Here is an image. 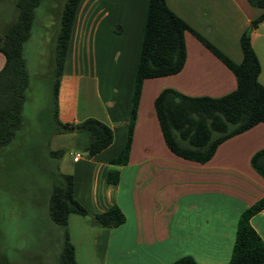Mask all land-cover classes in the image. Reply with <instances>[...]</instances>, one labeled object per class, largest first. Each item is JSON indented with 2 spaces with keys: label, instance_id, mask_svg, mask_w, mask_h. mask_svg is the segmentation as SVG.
Returning a JSON list of instances; mask_svg holds the SVG:
<instances>
[{
  "label": "crops",
  "instance_id": "obj_1",
  "mask_svg": "<svg viewBox=\"0 0 264 264\" xmlns=\"http://www.w3.org/2000/svg\"><path fill=\"white\" fill-rule=\"evenodd\" d=\"M166 3L235 64L243 60L241 36L264 13L248 0ZM147 8L148 0H80L75 12L58 87L57 120L77 126L97 119L112 129L113 142L89 156L91 137L78 132L87 138L84 156L72 154V169L62 174L72 176L73 196L90 215L117 205L126 220L111 229L71 214L70 242L79 264H173L185 256L198 264H227L241 214L264 198V178L251 164L264 149V124L222 142L206 163L185 160L168 148L155 109L163 90L221 98L237 88L233 71L193 33L185 34L186 60L178 74L144 81L128 161L112 163L127 141ZM15 22L0 24V36ZM251 41L264 86V20L252 30ZM4 65L0 52V71ZM114 171L119 173L117 184L109 181ZM250 224L264 242V209Z\"/></svg>",
  "mask_w": 264,
  "mask_h": 264
},
{
  "label": "trees",
  "instance_id": "obj_2",
  "mask_svg": "<svg viewBox=\"0 0 264 264\" xmlns=\"http://www.w3.org/2000/svg\"><path fill=\"white\" fill-rule=\"evenodd\" d=\"M1 1V0H0ZM41 0H16L18 20L0 36V52L5 65L0 71V148L13 142L22 126L25 91L28 73L24 58V45L32 34L35 11ZM80 0H68L61 17L56 42L55 66L62 76L68 43L71 36L76 9ZM255 7L264 9V0H248ZM264 20H255L240 38L243 60L233 63L208 41L197 35L178 17L166 0H148V8L134 78L130 120L126 144L113 164L124 165L133 138L137 111L143 83L147 79L178 74L186 60L185 34L193 33L215 56L234 73L237 88L221 98L189 97L175 90H163L155 100V109L161 131L168 148L177 156L196 163H206L225 140L247 131L259 123L264 124V86L259 81L260 62L251 41V33ZM58 92V83H56ZM62 132H84L91 142L86 152L95 156L113 142L112 129L103 122L89 118L80 125L61 124ZM252 167L264 178V149L251 159ZM109 181L117 184L119 173L110 172ZM264 209V198L245 210L239 219L231 259L227 264H264V242L250 224V219ZM51 220L64 229V248L59 264H79L75 249L70 242L68 220L71 214L86 217L93 226L117 228L126 218L117 205L107 212L90 215L73 196L71 175L58 173L50 197ZM0 264H9L5 257ZM173 264H198L191 256H185Z\"/></svg>",
  "mask_w": 264,
  "mask_h": 264
},
{
  "label": "rangeland",
  "instance_id": "obj_3",
  "mask_svg": "<svg viewBox=\"0 0 264 264\" xmlns=\"http://www.w3.org/2000/svg\"><path fill=\"white\" fill-rule=\"evenodd\" d=\"M16 2V0H9ZM68 0H41L31 38L24 45L28 87L22 126L0 148V258L11 264H59L64 229L49 204L58 173H69L74 153L84 156L86 136L64 133L57 123L61 81L55 66L56 40ZM0 1V24L16 21L18 8ZM8 14V15H7ZM13 18V19H12Z\"/></svg>",
  "mask_w": 264,
  "mask_h": 264
},
{
  "label": "built area",
  "instance_id": "obj_4",
  "mask_svg": "<svg viewBox=\"0 0 264 264\" xmlns=\"http://www.w3.org/2000/svg\"><path fill=\"white\" fill-rule=\"evenodd\" d=\"M79 158H80V154H77V155L74 157V161H77Z\"/></svg>",
  "mask_w": 264,
  "mask_h": 264
}]
</instances>
